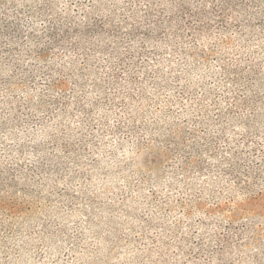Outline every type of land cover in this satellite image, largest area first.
<instances>
[{
  "label": "rangeland",
  "instance_id": "374dc122",
  "mask_svg": "<svg viewBox=\"0 0 264 264\" xmlns=\"http://www.w3.org/2000/svg\"><path fill=\"white\" fill-rule=\"evenodd\" d=\"M264 0H0V264H264Z\"/></svg>",
  "mask_w": 264,
  "mask_h": 264
},
{
  "label": "trees",
  "instance_id": "16d2710c",
  "mask_svg": "<svg viewBox=\"0 0 264 264\" xmlns=\"http://www.w3.org/2000/svg\"><path fill=\"white\" fill-rule=\"evenodd\" d=\"M260 21H261V23H264V13H262L261 15H260V19H259Z\"/></svg>",
  "mask_w": 264,
  "mask_h": 264
}]
</instances>
